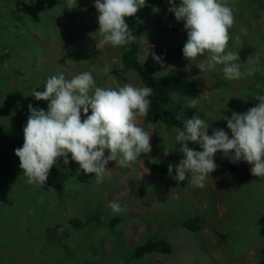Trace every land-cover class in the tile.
Masks as SVG:
<instances>
[{"label": "rangeland", "instance_id": "rangeland-1", "mask_svg": "<svg viewBox=\"0 0 264 264\" xmlns=\"http://www.w3.org/2000/svg\"><path fill=\"white\" fill-rule=\"evenodd\" d=\"M260 2L227 3L235 21L229 29L227 49L239 52L242 73L247 70L245 65L257 70L264 66V45L259 46L255 39L258 35L264 40V13L260 9L264 2ZM179 3L157 0L152 4L146 0L137 11L138 60L155 75L180 74L189 79L198 91V103L192 107L209 125L207 134L211 136L215 129L228 132L223 116L245 113L258 104L255 97L245 98L252 75L226 79L223 65L200 72L198 65L208 53L195 60L185 59L180 49L187 41L184 22L176 21L168 11ZM94 4L95 0H76L72 8L70 0H0V70L5 75L0 76V127L11 130L4 149L0 146V197L3 193L12 203L0 206V222L6 217L11 220L9 229L0 234V261H59L61 251H45L43 241L65 244L67 251L74 247L75 256L86 255L88 251L78 247L83 238L78 228H84L82 218L92 217L98 206L106 217L118 220L114 232L120 238L118 243L102 226L91 229L90 246L97 248L95 257L100 264H135L123 261L125 249L152 236L164 240L170 250L150 254L144 264H264V177H254L252 166L243 160L227 165L224 154L218 152L214 155L217 169L202 188L192 183L191 173H187L189 180L183 188L169 177L160 179L151 170L153 164H171L175 170L184 159L176 140L178 130L161 124L149 128L144 117L138 122L152 133V150L141 154L130 167L110 161L106 165L109 171L98 183L94 174H85L68 156L67 165L63 158L58 160L43 187L27 183L15 150L23 146L29 105L47 111L49 103L31 98L30 89H38L49 76L63 74L70 80L82 72H90L96 86L105 89H118L125 83L143 87L132 71L122 70L117 47L108 44L97 48L102 37ZM147 45L152 46L150 52L162 57L161 63L151 54L147 56ZM13 74L20 75L15 78ZM171 97L180 100L176 95ZM190 101L183 100L191 106ZM189 147L200 150L198 144L189 143ZM23 197L27 205L20 200ZM111 202L124 211L113 213L108 206ZM194 217L200 226L197 232L181 227L183 220ZM121 248L124 254L118 252Z\"/></svg>", "mask_w": 264, "mask_h": 264}, {"label": "clouds", "instance_id": "clouds-1", "mask_svg": "<svg viewBox=\"0 0 264 264\" xmlns=\"http://www.w3.org/2000/svg\"><path fill=\"white\" fill-rule=\"evenodd\" d=\"M70 3L72 8L76 6V0ZM168 3L173 5V0ZM143 5L145 0H95L102 37L97 48L108 44L126 46L135 41L137 37L130 31L126 18L135 16ZM168 11L174 14L176 21L184 22L187 32L182 49L184 58L195 60L208 53V58L198 65L200 72L223 65L225 78L238 80L257 70L249 68L242 73L239 52L226 51L229 29L235 22L232 8L226 2L180 0L178 6H170ZM151 47L147 45V56L151 54L155 62L161 63L162 57L150 52ZM151 95L152 88L128 83L118 89L97 87L90 72H82L70 80L63 74L48 78L45 89L33 93L37 101L49 102L47 111L29 105L23 146L15 150L27 183L43 187L60 158L65 165L69 163V154L80 170L94 174L99 183L109 171L106 165L110 161L128 168L141 154L150 153L152 133L145 131L138 118L147 116ZM256 100L258 104L245 113H232L230 118L223 116L228 132L215 129L209 136V125L204 120L188 119L184 130H178L176 136L184 159L175 166L173 179L184 181L186 174L191 173L192 183L204 187L211 179L210 173L217 169L214 162L217 152L230 156L232 163L245 161L252 166L254 177H264V96H257ZM197 103L196 99L190 101L191 106ZM82 114L86 116L83 121ZM148 127L153 125L150 123ZM189 143L198 144L200 150L190 148ZM168 173L172 176L171 164ZM108 206L115 214L124 211L116 202Z\"/></svg>", "mask_w": 264, "mask_h": 264}, {"label": "trees", "instance_id": "trees-1", "mask_svg": "<svg viewBox=\"0 0 264 264\" xmlns=\"http://www.w3.org/2000/svg\"><path fill=\"white\" fill-rule=\"evenodd\" d=\"M146 1V0H145ZM151 1L152 4H156L157 0H147ZM223 2H230L231 0H222ZM264 2L263 0H260ZM260 7L261 11L264 13V4ZM249 7V5H247ZM259 8V7H258ZM254 10L252 9V12ZM136 15L130 18H126V22L129 25L130 31L133 33V35H136ZM256 33L255 31H252ZM258 33V32H257ZM256 33V34H257ZM256 42L259 43V46L264 45V40L261 41V38L256 35L255 37ZM184 45L180 46V49L182 50ZM118 52L117 56L119 59V63L121 65L122 70L124 71H132L139 82L144 86L150 87L153 89V95L148 97L150 100V107L148 110V114L146 117H144V121L146 124H161L165 127V129H172L175 128L177 130H184L185 122L188 119H191L193 117H198L202 119V113L195 107L189 106L185 102H183L184 99L186 100H192L195 99L198 96V91L196 90V87L194 84L187 78H185L183 75L180 74H163V75H155L153 73V69H146L144 68L141 63L138 60V48L136 44V40L132 43L126 45V46H120L117 47ZM231 50V48L229 47ZM227 49L226 51H230ZM232 51V50H231ZM239 63V61H238ZM261 66V65H259ZM245 68L249 69L252 68L249 65H245ZM11 69V68H10ZM9 69V70H10ZM242 70V68H241ZM260 71V73H258ZM10 72V71H9ZM242 72V71H241ZM246 73V72H245ZM20 75V74H17ZM17 75H14L12 77H17ZM0 76L1 78H5V75L3 71L0 70ZM50 78L46 77L42 80L41 86L38 89H30V97H33V93L35 91H43L46 86L47 79ZM252 80L253 82L248 86L245 93V98L248 100L250 98H256L257 96H264V66L261 67V70H256L252 74ZM99 87V86H98ZM176 95L180 100L173 101L171 95ZM179 117V119H177ZM0 146L4 149V146L7 144V134H11V130L7 126L0 127ZM218 153V152H217ZM220 153V152H219ZM71 158V155H69ZM225 161L227 165L231 164V160L229 157H225ZM79 167V166H78ZM151 170L157 174V176L160 179H163L164 177H169L172 180L173 176L175 175V170L173 169L172 176L168 173V166H164V164L158 163L153 164L151 166ZM65 172H67V168L65 167ZM189 177L186 174V178L184 181H175L176 185L180 188H183L186 183L188 182ZM4 186H6L4 184ZM3 187V186H2ZM3 200L0 201V206H9L12 205V203H9L6 201L5 196L3 193H1V197ZM26 197H23L20 199L23 204L27 205L28 202L25 201ZM85 214V213H83ZM11 220L9 218H5L0 222V234L6 229H9V225ZM82 221L84 223V228H78V231L80 234H83L82 241L79 242L78 247H81V251H88L86 255H73L72 250L74 251V247L70 250H66V245H53L47 241H43L41 246L44 247L45 251L50 250V252L58 248L61 251L60 260L53 263L49 261L48 264H100L99 260L96 259V254L98 252L96 247L90 246L92 231L91 229L94 226H102L107 232H112L115 240L119 243L120 238L118 232H114V228L116 223L118 222L117 219H112L109 217H106L104 214H102L98 206L95 208L93 216L92 217H85L82 218ZM121 221V220H120ZM181 227L190 230L191 232H197L200 229V226L198 222H196V218H187L183 220L181 223ZM25 246V245H23ZM170 248L168 244L161 239L155 238V236L149 237L146 240H144L142 243L131 247L126 248L125 256L122 255V259L125 263L132 262L135 264H144L145 259L152 253H158V254H167L169 252ZM118 252L121 254L123 253V249H118ZM22 253V251H20ZM25 253V252H23ZM67 263H66V262ZM0 264H4V262L0 261Z\"/></svg>", "mask_w": 264, "mask_h": 264}]
</instances>
